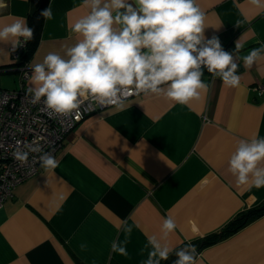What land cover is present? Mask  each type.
<instances>
[{
	"label": "crops",
	"instance_id": "crops-1",
	"mask_svg": "<svg viewBox=\"0 0 264 264\" xmlns=\"http://www.w3.org/2000/svg\"><path fill=\"white\" fill-rule=\"evenodd\" d=\"M43 2L52 18L44 17L29 64L75 44L72 25L88 12L83 0H0V26L28 25ZM198 3L206 37L218 36L226 51L243 57L264 44V9L249 0ZM238 39L244 47L236 53ZM237 63L239 87L205 70L207 88L188 105L142 94L123 110L107 107L83 120L57 151L59 167L41 166L0 209V264H143L147 235L161 236L168 216L178 227L167 243L179 250L263 205L264 187L239 186L228 171L240 139L264 137V92L254 89L264 84V60L252 68ZM17 87L11 45L0 42V88ZM125 223L140 225L127 237L128 256L111 248L126 239L116 227ZM196 264H264V215L203 249Z\"/></svg>",
	"mask_w": 264,
	"mask_h": 264
},
{
	"label": "clouds",
	"instance_id": "clouds-1",
	"mask_svg": "<svg viewBox=\"0 0 264 264\" xmlns=\"http://www.w3.org/2000/svg\"><path fill=\"white\" fill-rule=\"evenodd\" d=\"M264 9V0H249ZM88 9L72 25L80 39L61 52H49L40 63L29 64L26 92L32 102L43 99L52 113H79L86 103L100 108L123 110L130 97L162 96L174 103L188 105L198 100L207 88L202 79L204 71L219 78L224 85L239 87L238 59L245 68L264 60V44L238 57L226 51L218 36L206 37V16L198 0H83ZM52 18L49 7L42 12ZM237 21L236 26H240ZM34 29L25 20L0 26V42L11 45V51L33 39ZM23 38V39H21ZM244 44L238 39L235 52ZM28 72V71H27ZM77 119L79 116L77 115ZM41 152L40 164L47 170L59 167L50 152H42L33 142L15 152L16 159L25 164L29 153ZM228 171L239 186L251 184L264 187V137L253 135L240 139L228 160ZM63 199V195H59ZM133 226L117 225L126 234L123 242L111 244L113 252L128 256L127 243ZM174 218L168 216L162 225V235H147L150 248L143 264H161L174 252L172 264H196L197 249L187 244L174 250L167 237L177 229ZM86 245H81L85 248Z\"/></svg>",
	"mask_w": 264,
	"mask_h": 264
},
{
	"label": "built area",
	"instance_id": "built-area-1",
	"mask_svg": "<svg viewBox=\"0 0 264 264\" xmlns=\"http://www.w3.org/2000/svg\"><path fill=\"white\" fill-rule=\"evenodd\" d=\"M26 47L27 43L11 51L17 65ZM28 65L29 61L18 65L16 89L0 88V209L13 196L18 184L36 175L41 169V152H30L28 162L22 164L15 157L18 149L36 142L42 152H50L55 157L70 132L87 117L104 109L95 105L90 108L86 103L78 114L49 115L51 110L45 106L43 99L33 103L31 95L26 92L30 74ZM254 89L261 95L264 84H257Z\"/></svg>",
	"mask_w": 264,
	"mask_h": 264
},
{
	"label": "trees",
	"instance_id": "trees-1",
	"mask_svg": "<svg viewBox=\"0 0 264 264\" xmlns=\"http://www.w3.org/2000/svg\"><path fill=\"white\" fill-rule=\"evenodd\" d=\"M46 9H47V2H43L41 7L34 14L29 16L28 26L34 29V35H33V39L27 42V47L18 65L30 61V57L36 50L37 45L40 40V34H41L42 27H43V22H44V16H42V12L45 11ZM263 215H264V204L257 208H252V209H249L243 212L242 214L239 215L237 219L231 222L221 232L213 233L204 238H200L196 240L195 242H193V245L196 246L197 256L201 253V251H203V249L210 247L220 242L221 240L233 235L234 233H236L237 231L244 228L246 225L260 218ZM175 259H176V256L173 253L168 260L161 262V264H172V262Z\"/></svg>",
	"mask_w": 264,
	"mask_h": 264
}]
</instances>
